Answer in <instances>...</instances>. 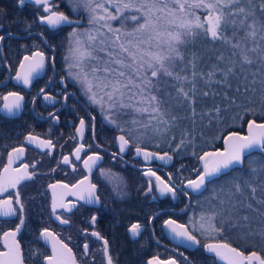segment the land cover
Listing matches in <instances>:
<instances>
[{
  "label": "snow or ice",
  "instance_id": "obj_1",
  "mask_svg": "<svg viewBox=\"0 0 264 264\" xmlns=\"http://www.w3.org/2000/svg\"><path fill=\"white\" fill-rule=\"evenodd\" d=\"M26 2L42 6L47 15L41 16L39 22L52 29L75 23L64 12L54 11L58 5L53 4L52 0H17V6L24 8ZM72 3V11L76 12L80 8L86 10L89 14V25L95 27L83 32L74 28L69 34L70 56H66L65 60H71L68 65L70 70L76 69L75 72L69 71V75L81 85L89 101L107 113L105 118L109 123L116 124L124 117H130L125 123L138 125L136 131L143 129L141 136L152 134L164 137L181 119H190L195 124L197 115H205L198 113L195 107L198 94L208 97L210 92L206 89L212 84L231 87L229 78L237 75L238 68L240 72H244L245 66L255 65L257 72L264 73V0H72ZM111 8H114L115 12L111 11ZM112 21H119V27H114ZM128 21L132 22L130 28L127 26ZM101 29H107V32ZM4 39L5 37L0 35V42ZM197 39H202L211 49L212 55H209L207 60L202 53L192 52L188 47L195 44ZM24 61L29 62L27 71L17 72L15 79L29 86L33 77L44 70L45 57L42 52L37 51L31 57L25 56ZM25 67L22 62L20 68L23 70ZM253 75L255 76V73ZM244 79L247 80V76ZM198 82H203L205 89H200ZM251 83L254 85L256 80L253 79ZM260 84L259 102L261 114L264 115V79ZM43 91L44 89H41V92ZM236 91L239 92L240 89L237 88ZM245 91L255 92L256 89L245 86ZM225 98L230 103H235L231 97ZM2 99L5 103L0 111L12 117L21 110L24 97L16 92H9ZM45 99L52 98L46 95ZM212 111L216 113L218 120H222L220 107L217 106ZM182 112L186 114L181 115ZM245 112H255V109L246 108ZM237 117L243 119L239 114ZM83 128L84 121L81 120L80 128L77 129L81 137ZM247 129L246 135L237 132L225 135L223 150L204 151L199 155L202 169H197V177L189 179L185 187L191 189L192 193L203 194L207 186L216 184L223 174L235 170L237 166H243L246 155H251L257 150L264 153V123L248 120ZM120 130L124 131V128L121 127ZM26 139L30 143L36 142L41 148L54 147L51 140H37L31 135ZM172 139H175V136ZM119 140L120 151L123 152L129 140L124 135H121ZM185 143L181 138L177 149ZM82 150V146L76 148L74 154L77 160L80 159ZM24 151L23 147H18L8 153V163L0 170V196L9 189H18V185L35 175L29 173L27 164L21 166L23 172L20 167H12ZM140 153L141 149L137 147L136 154ZM193 155L196 153L193 152ZM153 156L154 153L144 152L146 160ZM165 157L171 159L167 153L164 156H156L161 160ZM99 159L98 155L88 156L84 161L85 168L91 171ZM63 163H70L68 156L63 157ZM144 174L155 177V187L161 195L171 193L173 198H176L174 186L151 170ZM168 179L171 180V176ZM84 183L85 181L81 180L73 187ZM49 187L55 189L56 185ZM63 187L69 186L65 184ZM95 188L94 184H89L86 203L98 201ZM148 190L152 191L151 182ZM257 192L261 194L259 199ZM183 195L190 196V193L185 191ZM208 202L211 205L210 210L202 212L198 221H193L197 227L192 231H189L186 225L171 219L165 221V224L171 227L176 237L192 245L200 243L193 234L194 231H200L202 235L212 239H223L226 234H231L239 235L245 240L259 238L264 242V162H261L259 167L250 163L247 178L232 177L225 184L219 185L218 190L213 188ZM14 204L19 205V209L14 207ZM58 207L72 211V208L64 205L63 197L57 203L56 193L53 191L54 215ZM17 212L21 214L19 224L14 230L5 231L0 235V240H3L0 264H24L23 251L17 240V234L25 222L19 190L14 196L0 199V216H16ZM256 216L259 219H256ZM56 219L61 224L69 223V220L61 219L60 215H56ZM95 220L96 217L93 216V223ZM129 230L135 236L140 231V225L134 224ZM92 235L102 239L97 232ZM40 237L46 245H51V254L43 256V264H76L72 249L58 239L56 234L43 229ZM88 247L87 244L84 245L85 255ZM204 249L214 254L223 264H264V256L255 251L245 256L242 251L226 242V239L224 242L218 240L206 243ZM103 251L107 264H113L111 256L108 255L106 240ZM34 255H39V252ZM148 264L177 262L174 259H153Z\"/></svg>",
  "mask_w": 264,
  "mask_h": 264
},
{
  "label": "flooded vegetation",
  "instance_id": "obj_2",
  "mask_svg": "<svg viewBox=\"0 0 264 264\" xmlns=\"http://www.w3.org/2000/svg\"><path fill=\"white\" fill-rule=\"evenodd\" d=\"M11 2L6 6L0 0V35L5 37L0 42V109L5 103L2 97L9 92L22 95L24 100L15 116L9 117L0 111V170L8 163L9 152L23 147L25 151L22 157L16 159L12 167H20L23 172L21 166L27 164L29 173L35 175L18 185V189H9L0 199L14 196L17 190L20 192L25 221L18 236L22 251L23 246L31 243L25 232L28 227H33L47 255L50 251L40 238L43 229L53 232L66 243L79 264H107L103 251L105 240L113 264H137L138 254H143V264L153 259H174L178 264H223L214 254L206 252L204 245L224 240L212 239L200 231H194L200 243L189 249L174 243L165 233V221L169 219L186 225L189 231L197 227L193 224L198 219L194 201L201 196H194L190 192V196L183 195L187 191L185 184L188 180L181 176L174 156L170 153L173 162L169 166L160 160L147 164L142 158H137V147L157 153L169 152L149 149L143 144V136L135 139L121 131L117 123H109L105 118L107 113L89 101L81 85L69 75V71H76L68 67L71 60H65L66 56H70L69 34L74 28H84L86 23L83 16L70 14L65 1L52 0L53 4L58 5L54 11L64 12L70 19L84 21L80 25L52 29L39 22L41 16L47 15L42 6L26 2L24 8H19L17 0ZM37 51L44 54V70L39 73L40 76L33 77L29 86H25L22 81H16L15 76L17 72L27 71V67L23 70L20 68L24 57H31ZM41 89L44 91L41 92ZM46 95L52 99L46 100ZM81 120L84 121L82 137L77 131ZM29 135L37 140H51L54 147H38L36 142L27 141ZM119 135H124L130 143L123 152L120 151ZM81 146L83 150L77 160L74 153ZM96 155L100 159L89 171L84 161L88 156ZM64 156L69 157V164L63 163ZM149 170L176 188V198L171 193L160 194L155 187V177L144 174ZM81 180L85 183L73 187ZM149 182L152 191L148 190ZM65 184L69 187L64 188ZM89 184L96 186L98 201L86 203ZM49 185H56V188L52 189ZM53 191L57 203L63 197L64 205L72 208L71 212L58 207L56 214H53ZM14 207L19 209V205L14 204ZM20 215L17 212L11 218H0V230L3 229L0 235L14 230L19 224ZM56 215L69 220V223L61 224ZM93 216L96 217L94 223ZM134 224L140 225V231L135 236L129 230ZM120 228L125 238L118 236ZM93 232L99 233L102 239L93 236ZM85 244L89 246L86 255ZM231 246L245 256L253 252L243 251L233 244Z\"/></svg>",
  "mask_w": 264,
  "mask_h": 264
},
{
  "label": "trees",
  "instance_id": "obj_3",
  "mask_svg": "<svg viewBox=\"0 0 264 264\" xmlns=\"http://www.w3.org/2000/svg\"><path fill=\"white\" fill-rule=\"evenodd\" d=\"M6 6H9L13 0H3ZM66 1V0H65ZM69 10V8H68ZM70 14H74L75 17H79V14L74 13L69 10ZM204 15V13H198ZM85 20H88V15L85 13L82 15ZM132 25L131 21H128V27ZM114 27H119V21H116ZM189 49L192 52L202 53L207 60L209 55H212L211 49L206 46L202 39H197L195 44H190ZM246 71L240 72L239 68L237 69V75L229 78V84L231 87H228L224 84H212L206 90L210 92L208 97H203L198 94L197 103L195 107L197 108L198 113H205L203 117L197 115L195 117V124H193L190 119H181L178 121L177 126L172 130L173 132L168 133V137L165 140L163 145L148 143L143 140L145 147L161 152H169L175 158V165L179 167L180 174L185 180L193 179L198 173L197 169L199 168L200 160L198 159L199 155H202L204 151H214L220 150L223 148V137L229 132H239L245 133L247 128L248 120H255L257 122H264V115L261 114V105H260V81L264 79V73L257 72V66H245ZM255 73V76L253 75ZM247 76V80L244 77ZM255 79L256 83L253 85L251 81ZM245 86L249 89L255 88L256 91H245ZM198 87L200 89H205L203 82H198ZM239 88L240 91L237 92L236 89ZM212 93H217L212 95ZM231 97L235 100V103H230L228 99L225 98ZM253 101L249 103V101ZM220 107L221 112L220 116L222 120L216 118V113L212 111L215 107ZM246 108H253L255 112H245ZM225 109H227L225 111ZM186 113H181L185 115ZM237 114L243 117L240 119L237 117ZM234 117H236L234 119ZM129 117H125L127 121ZM124 120L117 121V127L124 128L123 132H126L129 135L127 128L131 126L130 123H125ZM130 124V125H129ZM126 128V129H125ZM134 138V132H131V135ZM173 136H178L176 139H172ZM139 138L138 136H135ZM219 137V138H217ZM181 138H183L186 143L177 149V144H179ZM191 141V143H187ZM193 152L196 155H193ZM261 162H264V153H253L246 157L245 163L241 168H236L231 170L229 173L222 175L216 181V184H210L207 186V190L201 194L199 198L194 201V205L197 208L198 219L202 212H207L210 210L211 205L209 204V198L213 194V188H217L219 185L225 184L226 181L230 180L232 177L243 176L247 178L249 175V166L250 163L252 166L259 167ZM260 193L257 192V198H260ZM255 205V202H253ZM259 207V205H255ZM256 215V214H251ZM256 219H259L256 216ZM3 229L0 230V233ZM28 240H31V243L28 246H23L24 251V260L26 264H42L43 256L47 255L46 248L39 243L36 231L33 227H28L26 232ZM118 236L125 238L123 229L118 230ZM216 239H222L221 237H216ZM227 242L235 245L243 251H255L261 256H264V242H261L259 238H249L248 240L243 239L239 235L226 234ZM0 246V250H1ZM39 252V255H34V253ZM143 254H138L136 263L143 264Z\"/></svg>",
  "mask_w": 264,
  "mask_h": 264
},
{
  "label": "water",
  "instance_id": "obj_4",
  "mask_svg": "<svg viewBox=\"0 0 264 264\" xmlns=\"http://www.w3.org/2000/svg\"><path fill=\"white\" fill-rule=\"evenodd\" d=\"M73 21H75V23H73V24H64V25H62V26H71V25H80V24H82L84 21L81 19V20H74V19H72ZM23 63H25V65H26V67H27V64L29 63V62H26V61H23ZM41 74H39L38 76H40ZM257 122V121H256ZM257 123H264V122H257ZM247 131H248V129L246 128V132L245 133H239V132H237V133H239V134H241V135H246L247 134ZM121 135H119L118 136V142H119V146H120V144H121V142H120V140H119V137H120ZM130 146V143L128 144V145H126L125 146V149H127L128 147ZM223 148H224V143H223ZM223 148L222 149H220V150H223ZM144 152H151V153H154L155 154V156H153L151 159H148V160H146L145 158H144ZM254 153H260L258 150L256 151V152H254ZM253 154V153H252ZM165 155V153H157V152H153V151H150V150H147V149H141V153L139 154V155H136V157L137 158H142V160H144V162L145 163H147V164H150L151 163V161L152 160H160V161H163L164 163H165V165L166 166H169V165H171V163L173 162V156L170 154V153H167V155L168 156H170L171 157V159L169 160V159H167V157H165V159L164 160H161V159H157L156 158V156H164ZM249 155H246V157H248ZM246 157H245V159H246ZM242 166H237L236 168H241ZM198 169H202V162L200 161V163H199V168ZM231 171V170H230ZM229 171V172H230ZM229 172H227V173H229ZM227 173H225V174H227ZM224 175V174H223ZM197 177V176H196ZM195 179V178H194ZM187 183V182H186ZM186 185V184H185ZM185 189L188 191V192H190V193H192L191 192V189H188V188H186L185 187ZM192 195H194V196H198V195H200V193H192ZM12 217V216H11ZM11 217H3V216H0V218L1 219H7V218H11ZM178 224H180V223H178ZM164 229H165V233H166V235L169 237V239L171 240V241H173L174 243H176V244H178V245H182V246H184V247H186V248H189V249H193L194 247H195V245H192V244H190L189 242H185V241H183L181 238H179V237H176L175 236V234L171 231V227L170 226H168V225H166L165 224V226H164ZM8 231H12V230H8ZM21 231H22V227H21ZM21 231L17 234V240H18V236H19V234L21 233ZM41 238V237H40ZM58 238V237H57ZM59 239V238H58ZM19 241V240H18ZM41 241H42V243L48 248V250L50 251V254H51V245L50 244H48V245H46L45 243H44V240H43V238H41ZM0 245H1V248H2V250H3V240H0ZM21 245V244H20ZM70 248V247H69ZM21 249H22V247H21ZM257 253V252H256ZM72 254H73V256L75 257V255H74V253H73V251H72ZM210 254H212V253H210ZM244 254V253H243ZM250 254V253H249ZM258 255H260L259 253H257ZM109 255V254H108ZM245 255V254H244ZM75 259H76V257H75ZM107 259V258H106ZM168 261V260H167ZM24 264H26L25 263V261H24ZM76 264H79L78 263V261H77V259H76ZM178 264V263H177Z\"/></svg>",
  "mask_w": 264,
  "mask_h": 264
},
{
  "label": "rangeland",
  "instance_id": "obj_5",
  "mask_svg": "<svg viewBox=\"0 0 264 264\" xmlns=\"http://www.w3.org/2000/svg\"><path fill=\"white\" fill-rule=\"evenodd\" d=\"M63 1H65V0H63ZM65 3L67 4L69 10L72 11V8H73L72 0H66ZM110 10L113 11V12H115L114 8H111ZM74 13L79 14L80 16H82V15L85 14V13H86L87 15H89L88 12H87L86 10H84L83 8L78 9V10H77L76 12H74ZM83 18H84V17H83ZM85 19H86V18H84V20H85ZM85 23H86V25H84V28H85V29H88V28H90V27H95V25H89L88 20H85ZM101 23H102V22H101ZM111 23H112L113 26H114V24L116 23V21H112ZM84 28H83V29H77V31H79V32H83V31L85 30ZM101 31L107 32V29H101ZM69 47H70V44H69V41H68V51H69ZM123 120L125 121V117L123 118ZM128 120H130V117H129ZM129 125H130V124H129ZM138 127H139L138 125H137V126H133V125H131V126L128 128V131L131 130V132H134V135H135V136H138V137L141 139L142 136H141L140 132H142L143 129H140V131H136L135 129L138 128ZM172 132H173V130H172ZM135 136H134V138L137 139V137H135ZM143 137H144V141H146V142H148V143H152V145H153L154 143L157 144V145H159V144L163 145V144L165 143V140H166L167 138H169V137H168V134H167L166 136H164V137H161V136H154V135H152V134H149V135H147V136H143ZM175 138L177 139L178 136H176Z\"/></svg>",
  "mask_w": 264,
  "mask_h": 264
}]
</instances>
